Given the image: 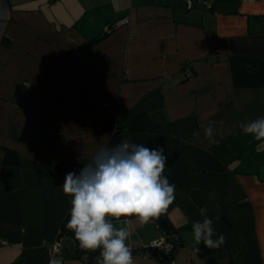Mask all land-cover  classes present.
Wrapping results in <instances>:
<instances>
[{
  "label": "crops",
  "instance_id": "0c3cea01",
  "mask_svg": "<svg viewBox=\"0 0 264 264\" xmlns=\"http://www.w3.org/2000/svg\"><path fill=\"white\" fill-rule=\"evenodd\" d=\"M261 116L264 0H0V264H84L49 249L71 207L64 177L108 144L110 121L121 142L164 149L174 264H264V139L239 127ZM201 207L226 237L205 256ZM127 220L133 264H166L140 254L157 219Z\"/></svg>",
  "mask_w": 264,
  "mask_h": 264
},
{
  "label": "clouds",
  "instance_id": "9594fccd",
  "mask_svg": "<svg viewBox=\"0 0 264 264\" xmlns=\"http://www.w3.org/2000/svg\"><path fill=\"white\" fill-rule=\"evenodd\" d=\"M242 132L264 139V116L241 122ZM204 136L212 141V124L204 128ZM167 157L161 147L125 139L113 147L98 148L91 162L79 172H69L62 185L71 197L67 227L86 252H99L98 264H133L132 249L127 241L130 233L128 217H135L143 226L162 215L175 199V184L165 174ZM202 219L192 223L194 251L199 245L219 249L226 243L223 233L217 234L208 209L201 207ZM121 225V226H117ZM84 264L88 256L83 258Z\"/></svg>",
  "mask_w": 264,
  "mask_h": 264
},
{
  "label": "trees",
  "instance_id": "16d2710c",
  "mask_svg": "<svg viewBox=\"0 0 264 264\" xmlns=\"http://www.w3.org/2000/svg\"><path fill=\"white\" fill-rule=\"evenodd\" d=\"M107 33L108 32H104L102 37H98V38L94 39L93 41H91V43L94 44V43L98 42L101 38L106 36ZM135 123H137V121ZM105 125L111 133V137H110L109 142L106 146L107 147H113V146L117 145L118 143H121V130H119L118 128L115 127L114 122L110 121V122H108V124H105ZM132 130L137 131L138 129L134 126V128H132ZM1 165L2 166L17 167V166H19V158L15 153H13L11 151H6L5 156L1 162ZM68 219H69V212H68L66 218L64 219L60 230L64 235L71 238L76 243L77 241L74 237L73 232L67 227ZM157 221L164 228L166 234L169 233V229H168L169 227H168L166 220L162 216H159L157 218ZM169 239H170V241H172L174 243V241L170 237H169ZM199 248H200V251L198 253L201 254L202 256H205L208 252V250H207L208 248H205L203 244L199 245ZM175 250H176V246L174 243V250L171 254V261H173V259H174L173 256H174ZM133 251H136V250L132 249V252ZM71 252L74 253L75 257H79V258H83L85 255H87L88 256L87 264H98L99 253L86 252V251L78 248L77 244H75V246ZM147 253H149L150 255H153L156 258H158V256H159V254L155 250H151L149 248L140 249V254H142V256L144 255V257H146L145 254H147ZM160 261L168 264L166 260L162 259Z\"/></svg>",
  "mask_w": 264,
  "mask_h": 264
},
{
  "label": "built area",
  "instance_id": "2783aa9c",
  "mask_svg": "<svg viewBox=\"0 0 264 264\" xmlns=\"http://www.w3.org/2000/svg\"><path fill=\"white\" fill-rule=\"evenodd\" d=\"M192 1L193 0H183L186 9L190 10L192 7ZM205 5V3H202ZM128 23L127 18L119 19L113 26V28H118L125 26ZM110 30L106 29V32H109ZM190 76V74H188ZM22 85L26 89H31V84L27 82H23ZM75 242L64 235L61 230L58 232V236L56 240L51 244L50 246V255L51 257H56L59 255H63L64 253L70 252L73 250L75 246ZM146 248H149L151 250L157 251L159 254L158 259L159 260H166L168 264H174L173 261H171V254L174 250V243L170 241L168 235L164 232L162 236L151 242L146 246Z\"/></svg>",
  "mask_w": 264,
  "mask_h": 264
}]
</instances>
